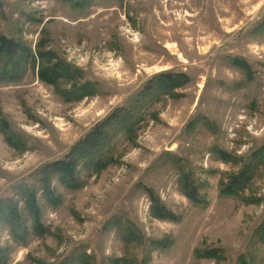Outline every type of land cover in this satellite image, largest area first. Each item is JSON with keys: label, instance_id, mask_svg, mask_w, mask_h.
<instances>
[{"label": "rangeland", "instance_id": "obj_1", "mask_svg": "<svg viewBox=\"0 0 264 264\" xmlns=\"http://www.w3.org/2000/svg\"><path fill=\"white\" fill-rule=\"evenodd\" d=\"M1 36V264H264V0H0ZM122 108L132 132L47 202L41 169Z\"/></svg>", "mask_w": 264, "mask_h": 264}, {"label": "trees", "instance_id": "obj_2", "mask_svg": "<svg viewBox=\"0 0 264 264\" xmlns=\"http://www.w3.org/2000/svg\"><path fill=\"white\" fill-rule=\"evenodd\" d=\"M19 44L16 41H12L5 37H0V57L3 56L10 60L9 58L15 57L16 53L21 49H19ZM22 51V49H21ZM39 59H44V55L39 53ZM2 60H0L1 63ZM41 61V60H40ZM41 70L38 73V77L42 79L45 83L50 85H56L57 82L64 76H69V71L67 68L60 67L58 64L44 66V63H39ZM162 92H166V90H171L175 87L181 86L184 82H187L188 79L185 75H174L167 74L157 76ZM155 87V85H153ZM150 90V86L149 89ZM86 88L81 91V96L85 95ZM131 118V113L126 109H117L113 114H111L107 120L101 123L100 126L93 129V131L88 134L84 139L80 140L77 145L72 149L67 158L64 161H57L54 163H50L48 166H45L41 169V173L43 177L40 180L41 188L43 191V196L45 197L47 202L52 201L53 192L50 190L48 186L49 176L54 173L58 176L59 182L68 189H77V179L75 168L79 160L87 161L89 165L92 166V169H98L100 164V159H103V151L110 144V126H116L120 132L130 133L132 129L129 128V120ZM232 186L235 190H240L244 187L246 183V177H235L233 180ZM190 196V195H189ZM28 197V196H27ZM191 197V196H190ZM189 199H192V197ZM27 203H29V207L32 208L35 204L34 196H30L27 199ZM7 208V207H6ZM3 209H5L3 207ZM153 215L161 219H167L171 217V214H165L163 209L159 207H152L151 209ZM32 216L35 218V225L37 228L39 227V223H37V212H33ZM17 218L16 209L13 207L7 208V213L4 219H7L8 222H13ZM39 229H37V232ZM264 239V238H263ZM3 259L0 257V264L3 263Z\"/></svg>", "mask_w": 264, "mask_h": 264}]
</instances>
